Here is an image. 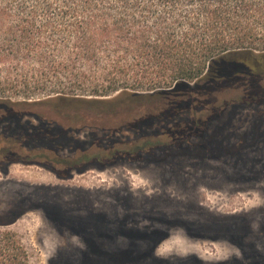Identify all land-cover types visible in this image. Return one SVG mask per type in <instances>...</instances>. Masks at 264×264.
<instances>
[{
  "label": "trees",
  "instance_id": "1",
  "mask_svg": "<svg viewBox=\"0 0 264 264\" xmlns=\"http://www.w3.org/2000/svg\"><path fill=\"white\" fill-rule=\"evenodd\" d=\"M262 77L264 0H0V105L11 106L6 95L47 94L107 109L68 125L36 114L34 125L9 107L0 118V158L31 157L62 178L162 160L206 140L230 106L263 104ZM227 83L241 95L210 103ZM161 97L173 98L167 108L141 106ZM83 129L90 132L80 140L74 135ZM159 243L148 251L152 264H170L156 257ZM0 264H31L10 230L0 229Z\"/></svg>",
  "mask_w": 264,
  "mask_h": 264
},
{
  "label": "rangeland",
  "instance_id": "2",
  "mask_svg": "<svg viewBox=\"0 0 264 264\" xmlns=\"http://www.w3.org/2000/svg\"><path fill=\"white\" fill-rule=\"evenodd\" d=\"M237 85L227 83L208 100L236 99ZM6 96L11 106L0 105V118L21 110L34 125L36 114L68 125V119L107 110L105 103L56 101L47 94ZM172 100L145 99L141 106L164 109ZM89 132L74 136L84 140ZM168 154L158 161H121L69 180L41 166H14L9 175L0 173V229L17 234L31 264H152L148 251L158 235L156 257L170 264L232 258L264 264V103L230 106L206 140Z\"/></svg>",
  "mask_w": 264,
  "mask_h": 264
},
{
  "label": "flooded vegetation",
  "instance_id": "3",
  "mask_svg": "<svg viewBox=\"0 0 264 264\" xmlns=\"http://www.w3.org/2000/svg\"><path fill=\"white\" fill-rule=\"evenodd\" d=\"M29 157V156H28ZM27 160V162H13V161H9V160H7V159H3V158H0V173L2 174V175H4V176H7V175H9V173H10V171H11V169H12V167H14V166H17V165H21V166H24V167H37V166H40V165H37V164H32L33 163V161H35L33 158H31V157H29V158H27L26 159ZM113 165H111V166H108L107 168H109V167H112ZM42 167V166H41ZM42 168H44V167H42ZM46 170H48L50 173H52V174H54L58 179H60V180H69V179H72L73 178V175L71 176V177H67V178H62V177H60L59 175H57V174H55L54 172H52V171H50L49 169H47V168H45ZM106 169V168H105ZM95 170H100V171H102V170H104V169H98V168H95ZM86 172H88V171H86ZM86 172H84V173H82V174H85ZM79 175H81V174H79ZM162 237L160 236V235H158L157 236V238L154 240V243L156 242V243H159V241H160V239H161ZM160 245V244H159ZM158 245V246H159ZM158 246H157V248H158ZM243 258H244V256H243ZM243 262H241V261H239L238 259H236V258H232L229 262H227V263H219V264H242Z\"/></svg>",
  "mask_w": 264,
  "mask_h": 264
}]
</instances>
